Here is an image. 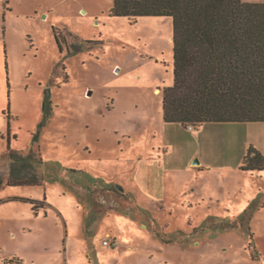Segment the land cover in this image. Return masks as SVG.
<instances>
[{
	"label": "rangeland",
	"instance_id": "1",
	"mask_svg": "<svg viewBox=\"0 0 264 264\" xmlns=\"http://www.w3.org/2000/svg\"><path fill=\"white\" fill-rule=\"evenodd\" d=\"M113 6L0 0V264H264V122H166L173 18Z\"/></svg>",
	"mask_w": 264,
	"mask_h": 264
},
{
	"label": "trees",
	"instance_id": "2",
	"mask_svg": "<svg viewBox=\"0 0 264 264\" xmlns=\"http://www.w3.org/2000/svg\"><path fill=\"white\" fill-rule=\"evenodd\" d=\"M110 15L173 18L175 77L165 89L166 122H264V2L114 0ZM10 151L7 185H43V158ZM242 169L264 170V154L251 146Z\"/></svg>",
	"mask_w": 264,
	"mask_h": 264
},
{
	"label": "built area",
	"instance_id": "3",
	"mask_svg": "<svg viewBox=\"0 0 264 264\" xmlns=\"http://www.w3.org/2000/svg\"><path fill=\"white\" fill-rule=\"evenodd\" d=\"M190 128L193 129L192 126ZM103 244L109 248H116L118 246V240L115 237L107 236L104 238Z\"/></svg>",
	"mask_w": 264,
	"mask_h": 264
},
{
	"label": "crops",
	"instance_id": "4",
	"mask_svg": "<svg viewBox=\"0 0 264 264\" xmlns=\"http://www.w3.org/2000/svg\"><path fill=\"white\" fill-rule=\"evenodd\" d=\"M0 225H1V221H0ZM107 236H114V235H112L111 232H108V233L106 234L105 237H107ZM105 237H104V238H105ZM114 237L118 239V236H117V235H115ZM23 261H24V260H23ZM79 264H91V263H79Z\"/></svg>",
	"mask_w": 264,
	"mask_h": 264
},
{
	"label": "water",
	"instance_id": "5",
	"mask_svg": "<svg viewBox=\"0 0 264 264\" xmlns=\"http://www.w3.org/2000/svg\"><path fill=\"white\" fill-rule=\"evenodd\" d=\"M196 162H198V161H196Z\"/></svg>",
	"mask_w": 264,
	"mask_h": 264
}]
</instances>
